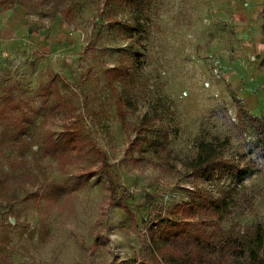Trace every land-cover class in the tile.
Here are the masks:
<instances>
[{
  "label": "rangeland",
  "instance_id": "obj_1",
  "mask_svg": "<svg viewBox=\"0 0 264 264\" xmlns=\"http://www.w3.org/2000/svg\"><path fill=\"white\" fill-rule=\"evenodd\" d=\"M2 1L0 174L17 192L0 203V264H154L148 227L196 189L236 188L226 230L264 227V161L248 153L260 141L249 119H264V0H64L53 21ZM65 130L84 145L54 158L45 141ZM215 141L252 175L185 166ZM104 170L126 207L110 205ZM88 171L87 186L58 198Z\"/></svg>",
  "mask_w": 264,
  "mask_h": 264
},
{
  "label": "trees",
  "instance_id": "obj_2",
  "mask_svg": "<svg viewBox=\"0 0 264 264\" xmlns=\"http://www.w3.org/2000/svg\"><path fill=\"white\" fill-rule=\"evenodd\" d=\"M139 1V0H132ZM3 8L7 10L11 6L21 5L29 11L45 14L51 21L58 13L59 6L64 0H3ZM132 24L135 32L141 28V16L133 13ZM137 30V31H136ZM121 70L112 69L114 76ZM240 114H245L241 110ZM250 122L259 132L260 141L251 146L249 154L254 155L257 161H264V119L250 118ZM54 133H50L45 141L47 154L54 158H65L68 155H78L84 145V139L77 130H65L54 141ZM29 137L19 135L15 138L14 150L21 152L30 147ZM201 142L198 145L194 158L185 161V166L201 176L217 174L218 179L228 176L232 182L240 183L252 175L249 166L241 165L240 161L227 159L224 147L227 142ZM98 159H106L102 152H97ZM110 193V205L126 207L129 193H122L109 173L105 170ZM93 172L76 176L74 182L56 193L58 198H64L87 186ZM11 177L0 174V203L16 198L17 190L11 184ZM20 181L19 179H16ZM21 181L19 189L21 188ZM17 188V189H18ZM236 188L229 186L222 189L217 196H213L207 189H196L194 198L189 204L176 205L167 217H158L148 227V244L154 264H264V227L247 225L240 227L234 225L230 229L224 228V223L237 206ZM207 212L210 222L205 223L200 217ZM208 227H212L209 229ZM222 238V246L217 251L216 244ZM139 264H149L141 261Z\"/></svg>",
  "mask_w": 264,
  "mask_h": 264
},
{
  "label": "crops",
  "instance_id": "obj_3",
  "mask_svg": "<svg viewBox=\"0 0 264 264\" xmlns=\"http://www.w3.org/2000/svg\"><path fill=\"white\" fill-rule=\"evenodd\" d=\"M10 17H11V15H10Z\"/></svg>",
  "mask_w": 264,
  "mask_h": 264
}]
</instances>
